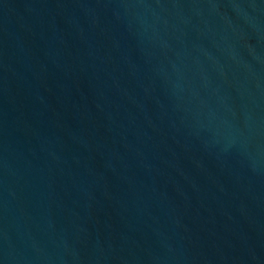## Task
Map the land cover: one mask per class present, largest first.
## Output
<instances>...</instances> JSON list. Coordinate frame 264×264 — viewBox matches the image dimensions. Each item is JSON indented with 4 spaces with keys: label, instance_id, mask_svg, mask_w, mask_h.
Segmentation results:
<instances>
[{
    "label": "water",
    "instance_id": "95a60500",
    "mask_svg": "<svg viewBox=\"0 0 264 264\" xmlns=\"http://www.w3.org/2000/svg\"><path fill=\"white\" fill-rule=\"evenodd\" d=\"M0 264H264V0H0Z\"/></svg>",
    "mask_w": 264,
    "mask_h": 264
}]
</instances>
